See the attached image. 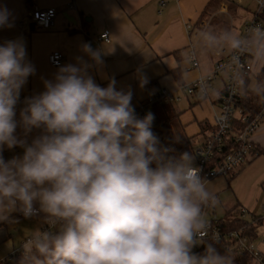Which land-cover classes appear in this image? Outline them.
Wrapping results in <instances>:
<instances>
[{"label": "clouds", "instance_id": "1", "mask_svg": "<svg viewBox=\"0 0 264 264\" xmlns=\"http://www.w3.org/2000/svg\"><path fill=\"white\" fill-rule=\"evenodd\" d=\"M8 15L0 8V26ZM200 36L210 50L230 49L234 63L249 53L264 67V27ZM84 50L102 63L91 45ZM26 56L21 41L0 45V146L24 149L10 160L0 156V221L43 213L50 226L24 243L28 264H233L217 247L218 233L194 251L216 195L194 154L169 155L173 149L160 144L154 114L136 116L131 91L117 90L114 80L100 87L86 63L65 65L26 100L17 121L20 90L35 71ZM18 126L25 137L40 134L28 143Z\"/></svg>", "mask_w": 264, "mask_h": 264}, {"label": "crops", "instance_id": "2", "mask_svg": "<svg viewBox=\"0 0 264 264\" xmlns=\"http://www.w3.org/2000/svg\"><path fill=\"white\" fill-rule=\"evenodd\" d=\"M253 2L254 0H0V8H6L9 14L8 24L0 26V45L8 41H21L26 48V60L35 69L20 90L16 119L19 121L20 111L25 107L26 100L42 93L45 81L53 80L58 69L69 64L83 67L86 63L87 75L100 87H107L114 80L117 90L131 91L133 108L158 88H166L169 77L174 79L177 88L180 84L204 76L199 64L196 67L198 71L189 69L188 59L191 47H194L195 52L196 48L204 46L200 32L204 29L217 32L230 29L239 35L243 24L256 9L252 7ZM45 8H53L57 12L50 29H26L19 25L31 10ZM105 29L110 31L111 39L108 43L98 44L99 34ZM85 45H91L94 51L100 53L102 63H96L89 57L84 50ZM53 51H60L64 56L59 67L52 66L48 61V56ZM219 51L213 49V64L218 59ZM186 58L188 63L185 62ZM177 68L182 70V83H178L172 74ZM195 107L194 117H200V121L206 116ZM184 116L187 122L193 118L191 114ZM191 127L193 130L196 127L197 133V121L186 126V137L193 135L188 132ZM39 134V129H33L25 137L19 126L16 131V135L26 139L28 143ZM254 141L258 146L264 147V122L254 136ZM23 151L19 146L12 149L0 146L5 160L20 157ZM35 206L39 207L38 204ZM42 216L44 214L40 213L25 218L21 213L13 212L8 221H0V262L24 250L23 245L31 233L42 231L45 223ZM252 241L255 242V239Z\"/></svg>", "mask_w": 264, "mask_h": 264}, {"label": "built area", "instance_id": "3", "mask_svg": "<svg viewBox=\"0 0 264 264\" xmlns=\"http://www.w3.org/2000/svg\"><path fill=\"white\" fill-rule=\"evenodd\" d=\"M56 14L57 12L53 8L33 9L19 22V25L22 28L31 29L33 24L32 28L39 27L47 30L54 25ZM263 16L264 0H257L255 11L250 19L243 24L239 35L247 36L249 30L254 26L264 27ZM187 27L189 28L190 25L188 24ZM110 39V31L105 29L99 34L97 43H108ZM217 55L218 59L215 61L211 73L180 84L175 90L158 88L152 95L139 101L134 108L138 118H143L147 113L154 114L152 131L159 138L162 146L172 149L169 136L156 123L154 106L179 103L190 96L196 97L200 104L204 102L210 104L213 112L210 119L213 121L214 129L208 132L207 136L203 137V141L196 144L193 150L197 157V167L202 169L201 175L207 181L222 176L230 177L232 173L238 172L258 155L254 150V134L260 129L264 120V107L259 112H248L236 106L241 97V88L247 77L251 76L253 66L251 54L241 55L238 63L233 62L232 56L234 54L228 48L219 51ZM63 59L64 56L60 51H53L48 56L49 63L55 67L61 66ZM188 59L190 62L189 69L198 66L194 47H191ZM214 104L217 105L218 109L214 108ZM236 126L238 128L235 129ZM232 130L233 133L230 135L229 132ZM169 155H173V153L170 152ZM237 169L239 170L237 171ZM210 207L212 206L204 209L208 230L202 233V240H212V237L218 233L219 242L227 239L229 240V248L247 251L256 264H264V253L260 252L254 242L242 234V231H221V228L216 225L218 217L215 212L207 214ZM246 213L244 207L237 206L236 215L238 217L246 219ZM254 215H261L264 219V209L261 214ZM254 215L250 221L253 220ZM49 227L47 223H44L42 231H48ZM15 255L25 256L24 250L11 255L8 259Z\"/></svg>", "mask_w": 264, "mask_h": 264}, {"label": "trees", "instance_id": "4", "mask_svg": "<svg viewBox=\"0 0 264 264\" xmlns=\"http://www.w3.org/2000/svg\"><path fill=\"white\" fill-rule=\"evenodd\" d=\"M262 18H264V16ZM252 65L253 66L250 74L251 76L247 77L245 83L243 84L240 93L241 97L239 98V101H237L236 106L241 107L248 112H259L264 107V67L257 64L254 61L253 57H252ZM181 73L182 70L180 68H177L172 72L175 80L178 83H182ZM199 102L200 101L190 104L188 108L182 109L180 111L176 110L175 107V105L178 103H167L163 105L154 106L156 123L158 127H162L163 132L169 136L173 149L172 151L173 155H179L181 153L180 150L181 146L177 141V136L175 134L176 131L173 128L174 122H180L179 124L182 125L184 132L186 125L195 123L197 121V126L199 128L197 133L186 137L187 135L185 134L186 133L185 130L184 135L186 138H191L192 136H196V135H201L204 137L207 136L208 132L214 129L213 121L210 118L205 117L199 121L197 118L194 117L193 108L196 105H201ZM188 114H191L193 118L185 123L183 117H185L184 115H188ZM234 119L237 118L234 117ZM236 128L238 127L236 126L235 129ZM233 130L229 132L230 135H232ZM192 149L194 150V147H192ZM254 150L258 153V155L264 156V147L262 148L255 143ZM0 156L3 157L2 152H0ZM244 167H242V169ZM240 171L241 169L238 172L232 173L228 179L231 180ZM236 208L237 205L233 209L227 211V213L223 217H218V221L216 225L221 228V231H226V232L231 230L242 231V234H245L249 238V240L252 241L256 239L258 235L257 228L259 225H261L264 222L263 217L261 215H254L252 221L243 219L236 215L237 213ZM42 221L46 223L45 216H42ZM208 242H211V240L200 241L198 243L199 246H197L194 251L198 253L202 252L203 247L206 246ZM228 244H229V240L223 239L217 244V247L220 249L222 253L233 257V264H254L255 260L247 251H243V250L240 251L237 250L236 248L231 249L228 247ZM0 264H28V261L26 256L15 255L11 259H7L5 261L0 262Z\"/></svg>", "mask_w": 264, "mask_h": 264}, {"label": "rangeland", "instance_id": "5", "mask_svg": "<svg viewBox=\"0 0 264 264\" xmlns=\"http://www.w3.org/2000/svg\"><path fill=\"white\" fill-rule=\"evenodd\" d=\"M252 7H257V0H254ZM195 56L200 66L199 69L201 70V73L204 75L211 73L214 69L213 61H211L213 60V49L210 50L205 46H200L196 48ZM185 62L188 63L187 58L185 59ZM192 71H198V69L194 68ZM165 85L170 91L177 89L175 88L177 84L171 77H169V80ZM195 102H197L196 97L190 96L189 98H185L183 101L176 104L175 107L176 110L180 111L183 108H187L189 104H193ZM214 108L218 109L216 104H214ZM195 109L202 112L208 118H211L213 115L210 104L201 103V105H196ZM196 118L200 119V117ZM183 120L185 123L187 122L185 117H183ZM179 123L180 122H174L173 128L176 131L175 134L177 136V141L181 146V153L189 152L194 154L192 147L193 145L202 142L203 136L196 135L191 138H186L182 125ZM195 131L196 127L194 130L193 127H191L188 132H192V134H194ZM258 131L255 132L254 136L258 133ZM194 156V164L197 166V157L195 154ZM238 170L239 169H237V171ZM228 178L229 177L222 176L207 181V187L216 195L217 198L216 204L209 208L207 214L215 212L217 217H223L227 211L233 209L236 205L246 209V219L250 220L254 214H261L264 209V156H256L251 163L241 169V171L231 180ZM257 234L258 235L254 243L258 250L264 253V222L258 226ZM254 264L256 263L254 262Z\"/></svg>", "mask_w": 264, "mask_h": 264}, {"label": "water", "instance_id": "6", "mask_svg": "<svg viewBox=\"0 0 264 264\" xmlns=\"http://www.w3.org/2000/svg\"><path fill=\"white\" fill-rule=\"evenodd\" d=\"M31 26L33 27V24Z\"/></svg>", "mask_w": 264, "mask_h": 264}]
</instances>
